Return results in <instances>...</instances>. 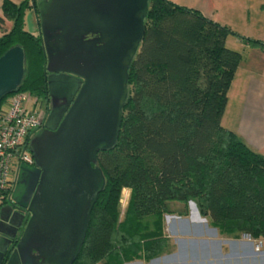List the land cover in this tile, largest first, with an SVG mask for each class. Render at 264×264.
Wrapping results in <instances>:
<instances>
[{
  "label": "trees",
  "instance_id": "1",
  "mask_svg": "<svg viewBox=\"0 0 264 264\" xmlns=\"http://www.w3.org/2000/svg\"><path fill=\"white\" fill-rule=\"evenodd\" d=\"M36 1L1 0L0 54L13 45L23 49L16 91L45 103L41 36L24 23L29 10L38 26ZM143 27L127 70L116 141L96 153L104 185L71 264L147 262L164 254L170 239L163 215L172 213L170 203L181 204L178 215L184 216L192 201L220 235L264 241V151L252 150L220 124L240 61L224 39L234 36L262 51L264 43L170 0H148Z\"/></svg>",
  "mask_w": 264,
  "mask_h": 264
},
{
  "label": "water",
  "instance_id": "2",
  "mask_svg": "<svg viewBox=\"0 0 264 264\" xmlns=\"http://www.w3.org/2000/svg\"><path fill=\"white\" fill-rule=\"evenodd\" d=\"M35 6L50 110L28 142L33 165L17 167L10 200L20 210L0 207V264L23 224L4 264H71L104 185L96 153L116 141L148 0H37ZM23 73L20 46L0 54V100L17 90Z\"/></svg>",
  "mask_w": 264,
  "mask_h": 264
},
{
  "label": "crops",
  "instance_id": "3",
  "mask_svg": "<svg viewBox=\"0 0 264 264\" xmlns=\"http://www.w3.org/2000/svg\"><path fill=\"white\" fill-rule=\"evenodd\" d=\"M170 1L197 10L212 20L228 26L241 36L255 38L264 43V0ZM6 24L7 21L5 26ZM235 38L237 39L235 45L240 46V50H237L240 53V61L227 89V99L220 124L235 132L252 150L262 152L264 151V51L251 48L239 38ZM225 40L226 38L224 42ZM232 100L234 101L230 106Z\"/></svg>",
  "mask_w": 264,
  "mask_h": 264
},
{
  "label": "rangeland",
  "instance_id": "4",
  "mask_svg": "<svg viewBox=\"0 0 264 264\" xmlns=\"http://www.w3.org/2000/svg\"><path fill=\"white\" fill-rule=\"evenodd\" d=\"M34 17V13L27 10L24 23L25 29L36 33L39 26L36 25ZM6 25L8 26L9 22ZM236 40L234 36H227L224 44L239 51L240 46L235 45ZM40 103L45 110L44 102ZM1 107L6 109L5 100ZM122 193V200L119 201L121 208L125 204L127 191L123 190ZM191 204L197 212L194 203L190 201L186 204L187 214L184 216L178 215V212L182 211L181 204H168L172 213L163 215L164 233L170 239L168 251L147 262L135 260L123 264H264V241L251 240L245 234L239 235L238 238L218 234L216 229L208 226L204 218V223L189 219ZM168 217H171L170 220Z\"/></svg>",
  "mask_w": 264,
  "mask_h": 264
},
{
  "label": "built area",
  "instance_id": "5",
  "mask_svg": "<svg viewBox=\"0 0 264 264\" xmlns=\"http://www.w3.org/2000/svg\"><path fill=\"white\" fill-rule=\"evenodd\" d=\"M5 101L6 109L0 110V207L11 202L18 164L33 165L28 142L46 116L40 99L26 92L14 91Z\"/></svg>",
  "mask_w": 264,
  "mask_h": 264
},
{
  "label": "flooded vegetation",
  "instance_id": "6",
  "mask_svg": "<svg viewBox=\"0 0 264 264\" xmlns=\"http://www.w3.org/2000/svg\"><path fill=\"white\" fill-rule=\"evenodd\" d=\"M87 37H89V36H87ZM44 108H45L46 116H45V119L42 122L40 128L43 127V125L45 123V120H46V117H47V115L49 113V110H50V99H49V95H48V100L44 103ZM7 205H10L12 207V210H20L18 207H16L15 205H13L12 202H8ZM28 217H29V213L25 211L24 212V220H27ZM23 227H24V224L16 231L15 236L10 239V242H9V244L7 246V252L4 254V257H3V262L4 263H5L6 258L9 255L10 251L13 249L15 243L17 242L18 238L20 237L21 232L23 230Z\"/></svg>",
  "mask_w": 264,
  "mask_h": 264
},
{
  "label": "bare ground",
  "instance_id": "7",
  "mask_svg": "<svg viewBox=\"0 0 264 264\" xmlns=\"http://www.w3.org/2000/svg\"><path fill=\"white\" fill-rule=\"evenodd\" d=\"M190 208H191V218H189V219L204 223L205 220L198 215V213L196 212V210H195V208H194V206L192 204H191V207ZM170 218L171 217H168L169 220H170Z\"/></svg>",
  "mask_w": 264,
  "mask_h": 264
}]
</instances>
